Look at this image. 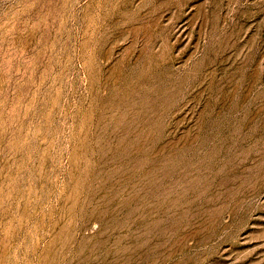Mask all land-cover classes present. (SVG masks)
<instances>
[{"label": "rangeland", "instance_id": "374dc122", "mask_svg": "<svg viewBox=\"0 0 264 264\" xmlns=\"http://www.w3.org/2000/svg\"><path fill=\"white\" fill-rule=\"evenodd\" d=\"M0 264H264V0H0Z\"/></svg>", "mask_w": 264, "mask_h": 264}]
</instances>
